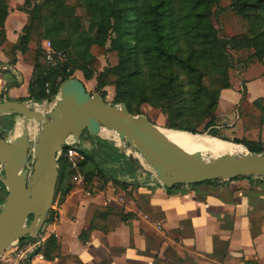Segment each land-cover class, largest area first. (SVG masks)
Returning a JSON list of instances; mask_svg holds the SVG:
<instances>
[{"label": "trees", "instance_id": "1", "mask_svg": "<svg viewBox=\"0 0 264 264\" xmlns=\"http://www.w3.org/2000/svg\"><path fill=\"white\" fill-rule=\"evenodd\" d=\"M230 1L241 31L230 43L219 39L212 22V10L219 0H27L24 8L29 25L16 45H6L4 23L8 7L7 0H0V48L5 46L14 64L18 52L31 55L29 45L38 47L31 60L27 59L33 73L29 96L20 102L51 101L60 87L58 77L64 83L78 72L85 81H95L94 91L104 100L106 88L112 87V105H126L132 116H139L141 107L148 105L164 115L172 130L197 135L202 129L213 139L241 145L250 154L259 155L264 153L261 143L229 139L217 131L220 96L231 88L228 44L235 48L255 47L262 50V58L258 57H264V0ZM44 40L50 42L54 51L69 56L64 65L49 68L46 52L41 48ZM108 53L116 55L117 64L102 69L99 58ZM246 93L244 88L240 103L246 99ZM262 102L257 99L239 117L245 131L263 128ZM14 118H0L1 139L12 131ZM100 144L109 146L102 141ZM110 150L114 152L112 147ZM81 157V170H86L88 185L96 179L103 183L113 180L108 172L99 169L94 155L83 152ZM66 162L63 158L58 161L55 197L61 194V202L72 189L71 184L63 183L72 174ZM181 187L175 186L168 192ZM4 200L5 196L0 198V205ZM55 218L51 210L46 225ZM130 218L119 208L89 205L85 220L90 227L82 233L81 240L94 231L113 232ZM41 252L48 261L60 257L54 236L47 239Z\"/></svg>", "mask_w": 264, "mask_h": 264}, {"label": "crops", "instance_id": "2", "mask_svg": "<svg viewBox=\"0 0 264 264\" xmlns=\"http://www.w3.org/2000/svg\"><path fill=\"white\" fill-rule=\"evenodd\" d=\"M26 1L7 0L6 45H16L29 25ZM48 42H42L43 50ZM37 48L31 43V55L18 52L14 64L5 46L0 48V102L28 98L33 66L27 59L31 60ZM254 68L243 73L245 89L250 93L249 105L262 99V90L252 89L244 76ZM258 79L264 83L263 76ZM87 83V92L94 91L95 81ZM108 88L112 87L106 91ZM238 94L230 88L220 96L217 115L229 124L227 132L231 137L226 138L264 146V126L261 130L245 131L239 117L233 122L234 110L241 101ZM17 118L21 119L14 120ZM98 142L91 147L100 146ZM79 144L84 150L90 149L88 142ZM113 150L114 161L99 167L111 175L112 181L103 183L96 179L87 186L71 184L64 201L61 202V194L54 200L56 218L52 224H45L43 231L45 242L50 236L56 238L60 257L48 261L42 254L30 264H264V181L240 178L182 186L169 193L149 168L142 164L133 166L117 148ZM4 190L0 183V198ZM89 205L119 208L131 218L113 232L94 231L81 240L82 233L90 227L85 220Z\"/></svg>", "mask_w": 264, "mask_h": 264}, {"label": "water", "instance_id": "3", "mask_svg": "<svg viewBox=\"0 0 264 264\" xmlns=\"http://www.w3.org/2000/svg\"><path fill=\"white\" fill-rule=\"evenodd\" d=\"M34 104L0 102V118L20 117L23 124V132L13 141L0 138V183L6 192L0 210V257L13 243L35 238L44 228L59 178L57 154L68 138L79 141L85 132L94 138L103 130L117 134L120 145L107 139L105 143L117 148L133 166L143 165L132 155L139 154L166 189L240 178L264 179V154L246 152L211 161L189 154L169 141L148 118L132 116L126 105L115 106L91 95L76 78L62 83L50 112L40 113L33 109ZM31 122L41 125L36 142L29 137ZM76 147L82 148L79 143Z\"/></svg>", "mask_w": 264, "mask_h": 264}, {"label": "rangeland", "instance_id": "4", "mask_svg": "<svg viewBox=\"0 0 264 264\" xmlns=\"http://www.w3.org/2000/svg\"><path fill=\"white\" fill-rule=\"evenodd\" d=\"M212 22H213V25L217 31L219 39L225 43H230L233 38L238 37L241 34V31H240V29L236 23V20H235V12H234V9L232 7L230 0H219V3L214 6V8L212 10ZM261 52H262V50H259L255 47L235 48L234 46L232 47L230 44H228L227 54H228L230 61H231V64H230L231 69L229 70L228 75H229V79H230V83H231V90H234L237 92L239 91L238 96L239 95L241 96L240 93H243V89L245 88V83H246L245 79L243 77V73L248 68H251V66H254L255 68L253 70H251L247 75H244V76L246 77V79L250 80L249 85H250V87H252V89L262 90L260 93V98H262V101H263L261 103V106L264 108V83L262 82V80L258 79V78L262 77V72L264 71V57H263V59H261L262 56L259 55V54H261ZM59 53H63V52H59ZM64 54L66 55V53H64ZM258 56L261 58H259ZM66 59L67 60L69 59L68 55H66ZM99 61L101 62L102 69H103V68L108 67V66L116 65L117 64V57L114 53L113 54L108 53L107 56L100 57ZM73 78L79 79L84 85H89V83H87V81H85L83 79V76L78 72L75 73ZM108 89H109V91H106L107 92L106 100L110 104H112L113 98H112L111 94H112L113 90H112V88H108ZM89 91H91V90H89ZM89 93L91 95H97L95 91H91ZM249 99H250V93H246V99L243 102L239 103V106L238 107L236 106V109L234 110V114H235L234 118L235 119L233 120V122L235 120H237V117H240L241 114H243V113H245V111H247V109L250 106L247 103ZM55 102H56V96L51 101H44V102H41L39 104H34L35 106L33 107V109H35L36 111H38L40 113L46 114L54 108ZM140 115H143L146 118H148L159 129H162L165 131H175V130H172L168 127L166 118L164 117V115L159 110L153 109L148 105H144L140 109ZM216 117H217L216 122H217V125L219 127V129L217 130L218 133L223 137L227 136L230 138L231 136L227 132V130L229 129V127H228L229 124L226 122H223L220 117L218 118L217 111H216ZM20 120L21 119H19V118H17L16 121L14 120V122H15L14 127H13L12 131L4 137V140L6 139V141H9V140H12L13 138L21 135V133L23 132V124L20 122ZM19 124H20V126H19V129L17 130V127ZM28 128H29L28 130H29L30 140L33 142H36L38 139L40 130H41V125H39L35 122H31V123H29ZM17 132L19 133L18 136L16 134ZM199 133H201V134H197L199 136L200 135L201 136H203V135L204 136H210L208 134V132H203L202 129L199 131ZM111 135L115 136V133L112 132ZM111 135L108 133H103L102 135H100V137L94 138L88 132H85L82 135L81 139L79 140V142L81 141L84 143H86V142L89 143L90 149L84 150L83 152L90 153V154L94 155L98 161L99 167L102 165V163L110 164L114 161L113 160L114 155L111 153V150H110L111 147H109V146L103 147L101 144H100V146L97 145L96 147H91V146L94 144L95 141L97 143L98 141L99 142L100 141L106 142L105 141L106 139L113 140L111 138ZM215 140L221 141L220 138H216ZM221 142H224V141L222 140ZM224 143H227V142H224ZM227 144L233 145L231 143H227ZM237 147L240 148V153H242V154L248 152L246 150V148H244L241 145H238ZM100 155H103L104 157H102V159H101ZM132 155H133V157L137 158L141 164L145 165L144 161L142 160V158L139 154L132 153ZM204 158L207 161L213 160L212 157H210V156H205ZM85 172H86V170L84 171L83 175L85 174ZM63 183L73 184L72 174H71L70 178H68V177L65 178ZM84 183H85V186L88 185L87 182L85 181V177H84ZM1 196L3 199L4 196L6 197V193L3 191ZM56 198L57 197H55V200H56ZM53 206H54V203H53ZM51 210L54 212L53 208H51Z\"/></svg>", "mask_w": 264, "mask_h": 264}, {"label": "built area", "instance_id": "5", "mask_svg": "<svg viewBox=\"0 0 264 264\" xmlns=\"http://www.w3.org/2000/svg\"><path fill=\"white\" fill-rule=\"evenodd\" d=\"M46 52V60L50 69H55L59 65H64L67 61L64 53L53 50L50 42L44 47ZM62 77H58L57 84L62 85ZM49 86H46V93L49 94ZM76 143H79L73 137L66 140L61 151L57 154L58 161L63 158L67 161L72 172V180L74 186H82L84 184V175L81 170V153L83 147L78 149ZM264 181V179H261ZM45 232L43 229L35 238H28L13 243L0 257V264H30L34 257H41L43 245L45 243Z\"/></svg>", "mask_w": 264, "mask_h": 264}, {"label": "bare ground", "instance_id": "6", "mask_svg": "<svg viewBox=\"0 0 264 264\" xmlns=\"http://www.w3.org/2000/svg\"><path fill=\"white\" fill-rule=\"evenodd\" d=\"M35 106V105H34ZM20 124L17 127L19 129ZM164 136L169 139L172 143L177 145L179 148L184 150L189 154H199L203 159L205 156H210L212 159L225 156V155H240V148L236 145H230L218 140H215L209 136H199L193 135L186 132L179 131H165L160 129ZM103 133H108L111 135V132L103 130L100 135ZM17 136L19 133H16ZM209 137V138H208ZM111 138L120 145V140L117 136L111 135ZM109 140V139H107ZM206 160V159H205Z\"/></svg>", "mask_w": 264, "mask_h": 264}]
</instances>
